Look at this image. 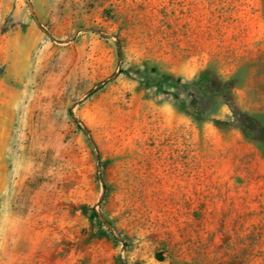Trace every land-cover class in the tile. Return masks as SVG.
Segmentation results:
<instances>
[{
    "label": "rangeland",
    "instance_id": "1",
    "mask_svg": "<svg viewBox=\"0 0 264 264\" xmlns=\"http://www.w3.org/2000/svg\"><path fill=\"white\" fill-rule=\"evenodd\" d=\"M0 264H264V0H0Z\"/></svg>",
    "mask_w": 264,
    "mask_h": 264
},
{
    "label": "bare ground",
    "instance_id": "2",
    "mask_svg": "<svg viewBox=\"0 0 264 264\" xmlns=\"http://www.w3.org/2000/svg\"><path fill=\"white\" fill-rule=\"evenodd\" d=\"M26 161L28 163V166L26 167L25 171H30V169H32V157L30 155L26 156Z\"/></svg>",
    "mask_w": 264,
    "mask_h": 264
},
{
    "label": "water",
    "instance_id": "3",
    "mask_svg": "<svg viewBox=\"0 0 264 264\" xmlns=\"http://www.w3.org/2000/svg\"><path fill=\"white\" fill-rule=\"evenodd\" d=\"M29 4L31 5V2H29ZM32 14L34 15V12L32 11ZM36 21H38L37 18H35ZM93 28H85V27H79L77 30H76V33H78L79 31H83V30H92ZM72 37V35H71Z\"/></svg>",
    "mask_w": 264,
    "mask_h": 264
}]
</instances>
